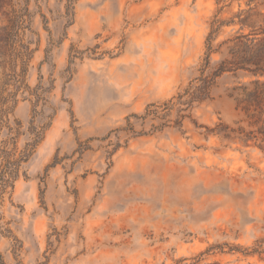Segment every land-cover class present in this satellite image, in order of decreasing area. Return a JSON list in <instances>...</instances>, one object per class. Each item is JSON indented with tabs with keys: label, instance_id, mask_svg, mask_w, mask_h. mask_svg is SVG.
<instances>
[{
	"label": "rangeland",
	"instance_id": "374dc122",
	"mask_svg": "<svg viewBox=\"0 0 264 264\" xmlns=\"http://www.w3.org/2000/svg\"><path fill=\"white\" fill-rule=\"evenodd\" d=\"M28 1L30 27L14 44L4 30L11 8L0 9V107L11 128L20 124L14 141L0 131V150L20 157L32 117L42 131L0 207L4 264H191L211 245L264 239V150L194 125L235 127L228 95L255 78L221 75L210 99L173 124L216 12L264 13L261 0ZM252 19L264 27L263 16ZM251 30L223 27L214 45ZM226 58L227 45L204 75ZM168 102V112L141 118ZM197 264H264V254Z\"/></svg>",
	"mask_w": 264,
	"mask_h": 264
},
{
	"label": "trees",
	"instance_id": "16d2710c",
	"mask_svg": "<svg viewBox=\"0 0 264 264\" xmlns=\"http://www.w3.org/2000/svg\"><path fill=\"white\" fill-rule=\"evenodd\" d=\"M13 1H21L22 6L19 3L13 4ZM36 1V0H35ZM254 0H248L247 6ZM5 4L10 6V12L6 14L7 26L4 27L6 39L11 44L20 40L24 36V32L29 30L30 27V14L28 11V0H0V9L5 7ZM260 5L264 7V0H261ZM18 6V9H15ZM253 8H248L246 11H240L234 18L230 20H221L218 15L221 13L220 8L214 15L211 23L210 30L205 40V53L203 64L200 68V75L194 80L196 86L192 89L191 85L186 88L182 94H179L176 98L177 104L183 108L178 110L177 119L173 122L175 127H181V123L185 118H189V114H184L192 108V105L201 103L210 99V89L215 85L216 79L225 73L236 75L238 72L250 75L255 78L248 83L240 84L239 86L232 88V93L228 95L233 99L234 111L237 115L233 126L219 123L212 129H208L202 125L197 128H204L214 136L220 137L225 140H239L243 142L252 141L253 144L260 150H264V27L259 25L256 28V22L253 21L252 16H263L264 13L251 14ZM44 20V18H43ZM45 23V20L43 21ZM239 24L241 28L250 27L252 30L249 34H238L232 38L226 39L220 42L217 46L214 45L216 38L218 37L221 29L226 26ZM264 23V20H263ZM227 45V54L229 59H223L216 67L212 68L209 75H204L205 71L210 68V57L213 53L220 50L222 46ZM28 51V48H25ZM193 82V81H192ZM171 102V101H170ZM163 103L161 106L150 104L146 107L144 117L155 116L157 114L156 109L162 108L164 113L168 112L171 107L169 103ZM10 109H1L0 107V131L6 129L9 135L13 136L11 139L16 140L19 135L20 124L15 122V128L9 126ZM166 114L161 116L160 128L167 127L169 120L166 119ZM131 117L139 118L135 115ZM32 142L26 144L24 151L20 153V157L11 161V153L7 150H0V207L4 202V195L7 193V189L12 187L13 181H15L19 168L22 164L26 163L31 157L35 146L42 140V131H38L33 126V117L30 121V127L28 129ZM264 239L256 241L253 247L242 248L239 246L230 245L227 243L215 244L208 247L199 256L193 258L191 264H197L203 260L206 256L215 254H235L241 253L243 256L264 254L263 248ZM187 259H181L176 262L180 264ZM0 264H4L0 255Z\"/></svg>",
	"mask_w": 264,
	"mask_h": 264
}]
</instances>
